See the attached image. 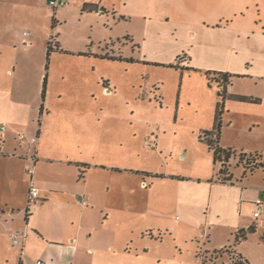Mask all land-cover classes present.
I'll return each mask as SVG.
<instances>
[{
	"label": "crops",
	"instance_id": "1",
	"mask_svg": "<svg viewBox=\"0 0 264 264\" xmlns=\"http://www.w3.org/2000/svg\"><path fill=\"white\" fill-rule=\"evenodd\" d=\"M105 1H82L84 16L114 15L118 8ZM147 3L139 14L150 23L139 40L110 42L90 57L94 49L84 52L93 67L107 64L132 79L108 78L83 96H57L75 109L84 103L80 111L58 109L62 129L57 135L41 129L56 102L47 99L49 84L41 98L44 72L37 81L26 78L31 62H19L16 53L10 58L0 33V228L9 241L16 231L26 234L15 255L18 264H92L102 253L106 257L100 264H109L107 258L128 256L130 245L137 251L142 246L146 254L148 246L162 243L168 228L161 219L169 208L184 217L175 221L174 232L179 227L203 230L209 238L204 251L232 246L238 230L253 226L255 232L234 250L249 264H264V219L258 224L251 216L264 192V167L246 175L239 168V176L232 171V181L221 183L220 165L202 136L213 131L220 103L217 84L206 72L210 79L230 75L218 145L264 161V0H177L171 24L175 34L187 28L185 43L167 34L169 27L160 30L166 26L161 15L170 20L169 11ZM22 36L28 51L29 33ZM162 71L179 75L177 86L172 82L175 94H167L171 85L161 79ZM185 109L206 123L191 145L172 151L167 141L174 128L153 124L152 118L173 111L176 119ZM104 119L109 125L102 126ZM20 134L36 136L37 144L20 141ZM148 161L159 167L147 166ZM173 162L180 170H170ZM31 186L38 198L25 216ZM218 234L223 241L215 240Z\"/></svg>",
	"mask_w": 264,
	"mask_h": 264
},
{
	"label": "rangeland",
	"instance_id": "2",
	"mask_svg": "<svg viewBox=\"0 0 264 264\" xmlns=\"http://www.w3.org/2000/svg\"><path fill=\"white\" fill-rule=\"evenodd\" d=\"M84 0H70V5L65 7H59L55 13L48 5V0H0V33L2 43L5 45L10 58L15 53L21 63L31 62L30 65L26 64L27 77L30 81H37L39 73L43 74L44 79L47 76L46 84H49V91L47 89V99H55V106L53 111L46 118L41 129L47 135L50 132H55L57 135V129L61 130L62 121L58 109L61 110H84V103L82 107L78 109L73 108V104L69 101L63 100L60 102L57 96L72 97L77 94L84 95L85 92H94L96 83L102 85L106 79L110 80H131L132 76L128 73L125 76H121L116 68H111L110 65L105 64L103 67L92 66L90 60L84 59V52H90V49H94V53L87 56H94L100 54L99 47H104L105 44L111 45L113 42L115 45L119 43H126L130 38L139 40L143 35V30L150 22V18L145 14H139L140 10L145 9V3L152 5V9H156L158 5L167 11H169L171 19L168 20L167 14L161 15V21L164 28L160 30H167L169 27L170 33L185 43L187 38L182 34L187 32V28L182 29V32H173L174 25L171 24V20L176 19V6L177 0H120L119 4L113 2V0H104L109 2L107 6L111 7L115 5L117 12L114 15L105 14L101 17L91 14L84 16ZM83 4V5H82ZM80 6V8H79ZM82 6V7H81ZM111 12V11H110ZM207 25V24H206ZM205 25V26H206ZM158 29L159 28H155ZM180 30V29H179ZM29 33V40L32 45L28 51L24 46L25 41H22V32ZM189 31L186 33L188 37ZM130 37V38H129ZM51 41V46L54 49L48 58L46 56L47 45ZM56 43L60 51H56ZM172 45H168L171 47ZM179 47V45H177ZM81 52V53H78ZM86 56V58H87ZM43 62L42 70L38 68V64ZM45 66L47 68L45 69ZM160 77L166 84L171 86L167 89V94H175L173 92L174 87L177 86V80L179 75L167 74L168 72H159ZM156 76H153L151 82L154 81ZM79 83V84H78ZM143 85L144 82L141 81ZM216 88H212L211 92H215ZM50 93V94H48ZM50 106H53L52 104ZM182 111V109L180 110ZM153 124H165L174 128V134L170 136L167 144L170 150L175 151L178 148L191 145L192 141L197 138L198 128L205 126L206 120L199 114L187 111L181 112L178 117L174 118V112H165L160 116H154L152 118ZM36 127L37 121L35 122ZM70 124L68 126H72ZM109 125L108 119H104L102 126ZM235 129L233 133H235ZM206 137V136H205ZM207 140L214 141V136H207ZM140 142L137 145V150L140 149ZM53 151H50L49 155L52 156ZM174 155V154H173ZM175 159V157H173ZM234 160L230 164V161ZM191 163L188 159L185 161ZM261 162L258 155H246L240 157V155H232L227 163H225L226 173L232 171L238 172L236 176H239V168L244 170L243 174H247L250 170H254L256 165ZM147 166H154L157 169L159 166L150 163H146ZM220 165V164H219ZM170 170H180V166L176 162L170 163ZM236 172V173H237ZM170 200L171 193L170 190ZM141 194H138L140 196ZM141 198H138V200ZM171 207V205H170ZM183 221L184 217L181 213L175 211L172 208L167 209L165 217L162 220L164 226L168 229L167 233H164L161 244H155V246H148L146 254L143 252L145 249L141 246L138 251L134 246L130 245L128 256L122 258H115L111 260L106 259V263L109 264H200L198 254L207 261V264H232L235 257L232 253L223 254L221 257L212 255V251H204L203 245L209 241V238L203 230L197 231L195 228H178L177 232L172 230V226H175V221ZM0 228V264H18V245H13L12 241L1 232ZM258 236V234H257ZM225 237L218 234L215 240L223 241ZM138 241V240H137ZM178 242V244H175ZM14 247V248H13ZM206 248V247H205ZM16 255V256H15ZM106 254H97L93 259L92 264L102 263ZM120 257V256H119ZM214 257H217L214 259Z\"/></svg>",
	"mask_w": 264,
	"mask_h": 264
},
{
	"label": "trees",
	"instance_id": "3",
	"mask_svg": "<svg viewBox=\"0 0 264 264\" xmlns=\"http://www.w3.org/2000/svg\"><path fill=\"white\" fill-rule=\"evenodd\" d=\"M83 10H87L86 5L83 6ZM57 45L58 44L56 43V47H57L56 50L58 49ZM53 50L54 49L52 48L51 41H50L47 45V51H46L47 61H48V58L50 56V53ZM171 67H173V66H171ZM46 68H47V66H45V69ZM206 75L208 77L209 82H212V80H215L217 85H221L222 89L220 91H218V98L220 99V103L218 106V111L216 112V119H215L213 131L211 133L204 132L202 134V136H203V140L206 142L209 149L212 151L214 164H220L219 170L217 172V180L220 181L221 183H229L232 181L233 178H232V175L230 173H226L225 163H227L229 161V159L231 158L233 153H232L231 149H223V148L219 147L218 142H219V135H220V128H221L220 119H221V114H222L223 109H224V101L226 99V88L230 84L229 79L231 78V76L224 74V73H217L216 79H210V77H209L210 73L206 72ZM46 81H47V76L44 77L43 83H42V86H43L42 94H41L42 100L44 99ZM236 99L240 100V101H245V102H256V100L251 99V98H246V97H237ZM42 111H43V108L41 106L40 114L42 113ZM209 135H214V137H215L214 141H210V140L206 139V137ZM239 155H240V157L246 156L243 154H239ZM248 156H250V155H248ZM262 167H264V161L261 163H258V165H256L254 170H256L258 168H262ZM254 170L251 169L250 172H252ZM28 214H29V206H27V208H26L25 216H27ZM254 232H255V228L253 226H250L247 229L238 230L233 236L232 246H230L228 248H222L219 250H214L211 252L212 255H217L218 257H221L223 254L228 253V251H230L229 253H232V255L235 257V259L232 258L233 259L232 264H249L245 258H243L240 254H237L235 252L234 248L238 244H240L242 241L246 240L247 237ZM207 252L208 251H206V253ZM197 257L200 259V264H207V261H205V259H202V257L199 254ZM215 258H217V257H214V259Z\"/></svg>",
	"mask_w": 264,
	"mask_h": 264
},
{
	"label": "built area",
	"instance_id": "4",
	"mask_svg": "<svg viewBox=\"0 0 264 264\" xmlns=\"http://www.w3.org/2000/svg\"><path fill=\"white\" fill-rule=\"evenodd\" d=\"M48 5L51 7L52 11H56L59 7H65L68 5V0H48ZM23 35H27L26 33H23ZM222 89L221 85H217V90L220 91ZM4 127L1 128L3 130ZM20 141L27 140L30 144L36 145L37 144V137H27L25 134L19 135ZM144 186H146L144 184ZM38 198V191L33 186L30 188L29 192V202L32 200H36ZM79 203L81 205H86V202L80 198ZM251 216L257 221L258 224H262L264 219V192L261 194V197H259L254 203H253V210L251 212ZM26 238V234L24 232L16 231L12 233L11 239L13 245H19L23 246L24 241ZM35 264H42L41 261H37Z\"/></svg>",
	"mask_w": 264,
	"mask_h": 264
}]
</instances>
